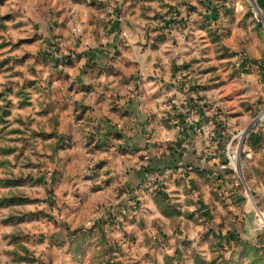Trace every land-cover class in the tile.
I'll return each instance as SVG.
<instances>
[{"label":"rangeland","instance_id":"1","mask_svg":"<svg viewBox=\"0 0 264 264\" xmlns=\"http://www.w3.org/2000/svg\"><path fill=\"white\" fill-rule=\"evenodd\" d=\"M232 1L0 0V264H264V28ZM182 24L190 33L173 40V62L220 99L209 104L219 142L192 175L148 171L151 186L136 185L137 207L122 215L125 175L147 161L144 147L85 122L68 144L71 129L42 93L111 39Z\"/></svg>","mask_w":264,"mask_h":264},{"label":"crops","instance_id":"2","mask_svg":"<svg viewBox=\"0 0 264 264\" xmlns=\"http://www.w3.org/2000/svg\"><path fill=\"white\" fill-rule=\"evenodd\" d=\"M79 9H76V14L82 15ZM187 14L189 21L192 17L195 19L194 13ZM190 28V24L166 28L154 26L146 38L142 34L129 35L126 43L111 39V43H106L99 50L88 52L91 56L79 61V67L67 66L63 73L51 75L54 83L58 82L50 93H42L43 97L52 96L53 104L60 112L59 127L71 129L61 136L68 144L77 139L75 129L85 122L94 125L101 137L106 130L117 126L122 133L121 143L132 149L134 146L137 149L144 147L147 161L143 162L144 165H133L125 175L123 184L130 190H134L152 170L174 172L177 169L192 175L193 169L203 167L204 157L214 154L193 128L184 126L179 132L170 125L173 114L184 103L193 126L209 129L220 118L209 105L219 103L220 99L204 90L203 86L193 88L190 83L193 71L179 67L182 62H173V40H181L185 33H190ZM157 34L163 36L161 42L155 41ZM81 110L97 119L82 118ZM149 116L151 118L147 120ZM145 129L150 135L146 136ZM62 151L65 154L69 152L67 157L73 158V148L70 150L65 146ZM137 152L143 153L139 149ZM218 158L210 157L209 160L216 163Z\"/></svg>","mask_w":264,"mask_h":264},{"label":"built area","instance_id":"3","mask_svg":"<svg viewBox=\"0 0 264 264\" xmlns=\"http://www.w3.org/2000/svg\"><path fill=\"white\" fill-rule=\"evenodd\" d=\"M244 1V2H243ZM234 0L231 2V7L237 11V12H244L246 6L248 5V7L250 8V11L252 13V15L254 16L255 20L257 23L261 24V26L264 28V7L260 6L257 2V0ZM207 13H210V10L206 11ZM170 16H172V19L174 17V14H168L164 17V19L169 18ZM189 17V16H188ZM248 64V63H247ZM251 66H253L252 63H250ZM179 82H180V78H178ZM181 83V82H180ZM178 112L180 114V118L176 119V121H174V129L175 131H182L184 126H188L193 128L194 132L202 139H204V141L206 142L207 146L209 147V149L214 150L216 145L219 142V138L218 135L216 133L215 130L211 129V128H207V127H196L193 126V120L190 116L189 113V109L187 107V105L184 103L181 107L178 108ZM211 154H209L210 156ZM212 158H218L214 155L211 156ZM144 182L142 184H139L138 189H142L145 187H149L150 185V178L146 177L144 180ZM137 189V190H138ZM137 193L136 189L134 190H126V191H122L120 198L118 199V203L120 204L119 206L121 207V211L120 213L122 215H128L131 213V210L133 208L137 207V204L135 203V200L133 198V196ZM256 222L259 223L260 225L264 226V213H261L259 216H257Z\"/></svg>","mask_w":264,"mask_h":264},{"label":"clouds","instance_id":"4","mask_svg":"<svg viewBox=\"0 0 264 264\" xmlns=\"http://www.w3.org/2000/svg\"><path fill=\"white\" fill-rule=\"evenodd\" d=\"M229 221H230V218H229ZM211 226L215 227V224L213 223ZM101 247H103V245H101ZM106 259H107L106 257H101V260L98 262V264H103V261L106 260Z\"/></svg>","mask_w":264,"mask_h":264},{"label":"trees","instance_id":"5","mask_svg":"<svg viewBox=\"0 0 264 264\" xmlns=\"http://www.w3.org/2000/svg\"><path fill=\"white\" fill-rule=\"evenodd\" d=\"M258 4L262 7H264V0H257Z\"/></svg>","mask_w":264,"mask_h":264}]
</instances>
